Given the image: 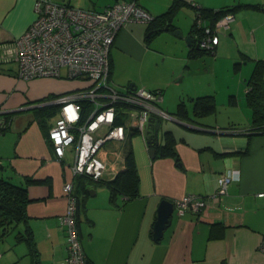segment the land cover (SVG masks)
I'll use <instances>...</instances> for the list:
<instances>
[{
  "label": "crops",
  "instance_id": "1",
  "mask_svg": "<svg viewBox=\"0 0 264 264\" xmlns=\"http://www.w3.org/2000/svg\"><path fill=\"white\" fill-rule=\"evenodd\" d=\"M34 1L0 0V122L6 121L0 132V179L18 184L30 179L26 214L37 256L34 259L28 249L21 260L27 256V264H55L66 256L67 234L59 217L67 207L63 187L70 181L78 198L75 220L87 264H264V198L256 195L264 190V133L250 134L246 104V80L255 60L264 59V0H177L181 3L168 21L156 18L151 24L128 21L121 26L109 49V83L120 92L134 87L160 90L158 106L169 118H163L168 121L163 120L158 131L153 158L133 131L104 147L108 166L99 181L123 171L128 153L139 178L137 196L128 199L117 193L113 200L105 184L72 173L73 147L55 155L48 132L59 107L40 110L89 81L68 78L65 67L57 79L17 76L14 39L33 21ZM54 1L102 11L118 0ZM175 1L135 0L153 17ZM193 4L231 9L233 20L219 33L215 53L210 54L214 56H190L194 46L184 37L193 25ZM175 29L182 37L173 34ZM202 96L212 97V110L196 108ZM163 144L169 149L162 151ZM228 170L235 175L219 203L209 201L200 216L191 211L180 216L173 209L162 237L152 239L160 200L174 203L185 194L207 197L216 191L218 176ZM88 184L95 185L94 195L83 189ZM12 250L1 255L0 264L6 259L20 262L16 247Z\"/></svg>",
  "mask_w": 264,
  "mask_h": 264
},
{
  "label": "built area",
  "instance_id": "2",
  "mask_svg": "<svg viewBox=\"0 0 264 264\" xmlns=\"http://www.w3.org/2000/svg\"><path fill=\"white\" fill-rule=\"evenodd\" d=\"M199 8V7H198ZM35 17L24 32L14 39L17 76L22 80L40 77H61L66 68L67 77L85 78L89 85L58 95L48 104L58 105V117L49 129L55 155H63L67 147L74 149L72 173L84 175L94 181L107 170L108 154L104 147L123 141L129 131L139 134L148 146V118H169L158 105L162 101L160 90L134 87L120 92L109 83V49L118 30L128 21L150 23L153 16L135 0H118L102 11L75 7L54 0H35ZM231 11L207 25L197 13L194 21L198 46L214 53L218 35L230 27ZM4 125V121L0 122ZM149 147V146H148ZM1 163V161H0ZM235 175L228 170L218 176L217 189L209 196L185 194L173 205L178 215L186 211L200 216L209 201L219 203ZM67 207L59 217L66 231V256L55 264H87L78 237L76 197L72 182L64 184ZM256 195L264 198V190ZM264 251V238L260 242Z\"/></svg>",
  "mask_w": 264,
  "mask_h": 264
},
{
  "label": "trees",
  "instance_id": "3",
  "mask_svg": "<svg viewBox=\"0 0 264 264\" xmlns=\"http://www.w3.org/2000/svg\"><path fill=\"white\" fill-rule=\"evenodd\" d=\"M180 1H175L166 11L153 17L150 24L158 18L159 20L168 21L172 16L175 8L180 4ZM195 16L194 21L197 17V13L202 15L206 23V19L209 20L207 25H212L215 21L222 16L223 13L231 11L230 8H222L218 10H208L203 9L200 6L194 5ZM199 7V8H198ZM193 25L190 32L196 34V28ZM211 54L209 51L201 48H192L190 56H198L202 54ZM215 53V48H214ZM213 53V54H214ZM246 104L251 111V125L252 128L249 130L250 134L254 133H264V59L255 60L252 71L246 80ZM213 101L211 96L199 97L196 103V108L199 111L208 112L213 109ZM56 104H49L47 106L41 107L40 110H54L57 108ZM182 103L180 102L178 111L182 113ZM4 125H0V132L5 130L6 121ZM158 145V144H156ZM162 151L169 149V144H163L159 146ZM126 168L116 174L112 180H97L98 183L105 184L110 190V198L113 200L117 193H122L126 195V198L131 199L138 195V174L136 167L133 163L130 153L126 155ZM30 179H26L25 182L18 184L14 183L11 179L1 178L0 179V234L4 235L10 230H16V240L25 241L29 247V251L32 255H35L33 241L31 240V230L27 224V214H26V204L29 202L27 196V186L26 183ZM77 199L76 204L78 206V198L75 193H73ZM76 206V209H77ZM20 223L23 224V228H20ZM77 224V221H76ZM1 258V252H0ZM33 264H37L36 260Z\"/></svg>",
  "mask_w": 264,
  "mask_h": 264
},
{
  "label": "water",
  "instance_id": "4",
  "mask_svg": "<svg viewBox=\"0 0 264 264\" xmlns=\"http://www.w3.org/2000/svg\"><path fill=\"white\" fill-rule=\"evenodd\" d=\"M167 28H168V25L166 24L164 29H167ZM173 34L182 37V33L180 29H175L173 31ZM184 39L188 45L194 46V48L196 49L199 48L198 46L199 39L197 35H195V33L193 32L188 33L184 37ZM162 122H163V118L161 117L150 116L148 118V127H147V135H148L147 142L149 146L148 153L150 157L152 158L154 157V154H155L154 144L157 143L156 136L158 134V131L162 127ZM85 189L89 195H94L95 193L94 184H88L85 187ZM173 209H174V205L170 200L168 199L160 200L158 207H157V217L152 227V239L154 241H157L158 239L162 237L163 231L166 229V227L170 223V217L172 216Z\"/></svg>",
  "mask_w": 264,
  "mask_h": 264
},
{
  "label": "rangeland",
  "instance_id": "5",
  "mask_svg": "<svg viewBox=\"0 0 264 264\" xmlns=\"http://www.w3.org/2000/svg\"><path fill=\"white\" fill-rule=\"evenodd\" d=\"M206 55H209L210 57L211 56H214V55H210L209 53L206 54ZM224 71V68L222 69ZM244 71V70H243ZM248 71V70H247ZM62 72L64 73L65 72V68H62ZM226 73L224 72L222 74V76H224ZM53 78V77H52ZM57 79V78H55ZM241 89H242V92L244 93V83L241 85ZM164 121H168V119H163ZM85 186H83V189L85 190ZM16 230L12 229L10 230L8 233L4 234V235H1L0 234V252H1V255H5L7 253H10L12 249H14L16 247V251H14V253H19V259H20V262L18 261L16 264H27L26 262L28 261V257L26 256V258L24 260H21L23 259V255L27 252V250L29 249L27 243L25 241H17L16 240ZM13 251V250H12ZM34 259L37 258V256H33ZM5 263L6 264H10V262L8 261V259L5 260Z\"/></svg>",
  "mask_w": 264,
  "mask_h": 264
},
{
  "label": "clouds",
  "instance_id": "6",
  "mask_svg": "<svg viewBox=\"0 0 264 264\" xmlns=\"http://www.w3.org/2000/svg\"><path fill=\"white\" fill-rule=\"evenodd\" d=\"M196 35H197V33H196ZM197 37H198V35H197Z\"/></svg>",
  "mask_w": 264,
  "mask_h": 264
},
{
  "label": "flooded vegetation",
  "instance_id": "7",
  "mask_svg": "<svg viewBox=\"0 0 264 264\" xmlns=\"http://www.w3.org/2000/svg\"><path fill=\"white\" fill-rule=\"evenodd\" d=\"M198 35V34H197Z\"/></svg>",
  "mask_w": 264,
  "mask_h": 264
}]
</instances>
